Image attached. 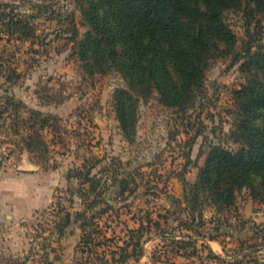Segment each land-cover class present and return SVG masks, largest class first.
<instances>
[{"label":"rangeland","instance_id":"374dc122","mask_svg":"<svg viewBox=\"0 0 264 264\" xmlns=\"http://www.w3.org/2000/svg\"><path fill=\"white\" fill-rule=\"evenodd\" d=\"M251 1V24L246 2L225 12L237 43L210 61L204 90L180 111L116 67L105 74L86 67L81 45L91 32V0H0L2 166L12 174L33 166L50 176L52 188L48 207L0 233L2 263L108 264L112 252L128 262L147 248L158 264H183L181 254L192 248L181 246L192 236L198 253L189 264H264L261 197L244 187L234 205L220 206L200 188L194 201L212 147H239L236 90L261 77L248 59L231 66L248 42L253 52L264 46V10ZM93 2L99 12L107 9L105 0ZM11 14L28 19L35 35L11 36L5 25ZM121 89L136 100L133 139L117 115ZM257 123L264 125V114ZM209 239L221 242L224 263L209 262Z\"/></svg>","mask_w":264,"mask_h":264},{"label":"trees","instance_id":"16d2710c","mask_svg":"<svg viewBox=\"0 0 264 264\" xmlns=\"http://www.w3.org/2000/svg\"><path fill=\"white\" fill-rule=\"evenodd\" d=\"M253 1L264 10V0ZM244 2L245 15L251 24L256 19L251 0H105L107 9L102 12L91 0V32L81 45L82 59L87 68L102 74L116 67L130 82L137 81L144 89H155L161 104L185 111L204 90L210 61L232 53L237 36L225 20V12L243 7ZM9 17L5 25L11 36L22 39L35 35L28 19L14 14ZM247 30L250 33L249 26ZM259 48L253 52V45L248 42L244 54L233 56L231 66L248 59L261 77L253 76L249 84L236 90L237 128L233 136L239 147L237 150L223 145L212 147L200 169L194 201L201 188L220 206L230 207L235 204L236 191L244 187L251 189L254 198L261 197L264 201V125L257 123L264 114V46ZM115 102L124 133L133 139L136 100L121 89ZM39 122L43 128L46 119ZM30 139L27 149L33 152L34 138ZM188 202L194 204L189 198ZM66 223H70L69 214ZM83 243L82 239L78 247ZM183 243L181 248H192L191 253L184 255L198 253L195 238L188 236ZM207 256L224 263L212 251ZM124 258L123 254L117 258L112 252L108 264H117Z\"/></svg>","mask_w":264,"mask_h":264},{"label":"crops","instance_id":"0c3cea01","mask_svg":"<svg viewBox=\"0 0 264 264\" xmlns=\"http://www.w3.org/2000/svg\"><path fill=\"white\" fill-rule=\"evenodd\" d=\"M26 170V172L12 174L7 173L3 166L0 168V233L5 232V228H14L18 224L29 220L38 210L48 207L52 201L50 176L48 174L46 176L45 172L37 170L33 166ZM253 215L258 216V213H253ZM209 243L205 248L220 256L224 251L221 242L216 239H209ZM76 247L74 249L75 252ZM120 249L123 252L127 251ZM193 256L181 254L180 258L186 257L185 260L181 258L183 264H189V259ZM159 261L155 260L151 252L145 248L142 259L128 262L121 261L117 262V264H158ZM0 264H4L2 260Z\"/></svg>","mask_w":264,"mask_h":264},{"label":"built area","instance_id":"2783aa9c","mask_svg":"<svg viewBox=\"0 0 264 264\" xmlns=\"http://www.w3.org/2000/svg\"><path fill=\"white\" fill-rule=\"evenodd\" d=\"M210 258H211V259H210ZM208 259H209V262H213V260H214V261H217L216 259H214V258H212V257H209V256H208Z\"/></svg>","mask_w":264,"mask_h":264},{"label":"water","instance_id":"95a60500","mask_svg":"<svg viewBox=\"0 0 264 264\" xmlns=\"http://www.w3.org/2000/svg\"><path fill=\"white\" fill-rule=\"evenodd\" d=\"M1 166H2V159L0 158V168H1Z\"/></svg>","mask_w":264,"mask_h":264}]
</instances>
